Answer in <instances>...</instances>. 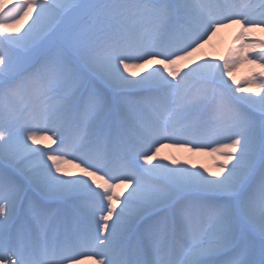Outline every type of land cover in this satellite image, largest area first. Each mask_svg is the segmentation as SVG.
I'll list each match as a JSON object with an SVG mask.
<instances>
[{"label":"snow or ice","instance_id":"1","mask_svg":"<svg viewBox=\"0 0 264 264\" xmlns=\"http://www.w3.org/2000/svg\"><path fill=\"white\" fill-rule=\"evenodd\" d=\"M258 33L264 0H0V264H264Z\"/></svg>","mask_w":264,"mask_h":264},{"label":"bare ground","instance_id":"2","mask_svg":"<svg viewBox=\"0 0 264 264\" xmlns=\"http://www.w3.org/2000/svg\"><path fill=\"white\" fill-rule=\"evenodd\" d=\"M25 27H26V25H25ZM223 32H225V29L222 30L213 39V41H216L218 38L222 37ZM160 155L163 157H167L169 161L172 159H176V160L180 161L181 163H183L184 161H188L189 167H191V165H195L197 168H199L201 165H203L204 167L209 168L212 171L216 170L215 164H216L217 158L212 156V155L206 154V153L189 152V151L184 150L182 148H163L161 150ZM69 170L74 171V172L79 171L78 169H75L72 166H69ZM86 264H90V262H86Z\"/></svg>","mask_w":264,"mask_h":264},{"label":"rangeland","instance_id":"3","mask_svg":"<svg viewBox=\"0 0 264 264\" xmlns=\"http://www.w3.org/2000/svg\"><path fill=\"white\" fill-rule=\"evenodd\" d=\"M234 28L225 29V32H223L222 37L218 38L216 41L211 42L209 45L206 46L205 52L208 56H222L226 53V50L231 42L232 34L234 33ZM258 35H264L259 34ZM248 71V66H242L240 69H238L234 76L237 80H240L244 76H246ZM178 159V158H177Z\"/></svg>","mask_w":264,"mask_h":264}]
</instances>
